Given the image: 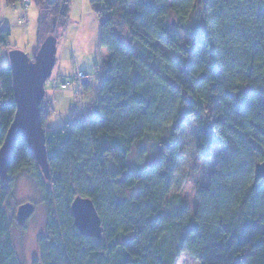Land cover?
Returning <instances> with one entry per match:
<instances>
[{
    "label": "trees",
    "instance_id": "trees-1",
    "mask_svg": "<svg viewBox=\"0 0 264 264\" xmlns=\"http://www.w3.org/2000/svg\"><path fill=\"white\" fill-rule=\"evenodd\" d=\"M38 40L57 36L71 0H33ZM99 22L98 92L90 117L47 128L46 180L23 141L0 180V264H19L5 211L19 173L42 195L45 233L34 264H264V0H90ZM133 4L134 9L129 5ZM0 21V57L10 42ZM84 94L89 85H85ZM0 145L15 115L10 70L0 69ZM195 149L215 156L193 213L168 201L179 159L178 134L189 117ZM163 135L158 159L128 169L132 145ZM76 196L92 201L102 238L75 228Z\"/></svg>",
    "mask_w": 264,
    "mask_h": 264
},
{
    "label": "rangeland",
    "instance_id": "rangeland-1",
    "mask_svg": "<svg viewBox=\"0 0 264 264\" xmlns=\"http://www.w3.org/2000/svg\"><path fill=\"white\" fill-rule=\"evenodd\" d=\"M200 2L201 0H196L197 4ZM73 3L75 5L74 10L70 12L66 25L57 31L56 63L44 86L45 96L42 99L41 109L48 115L46 119L47 128H58L68 121H71V119L79 120L91 116L85 100L82 102V105H80L79 102L74 99V95L71 92L69 93L59 89L61 82H69L74 75V73H72L74 65L73 55H71L72 49L73 51L75 50V55L80 59L87 45L84 42H86L87 38L89 40L92 38L94 39L96 37L95 35H97V31L98 36L95 40L100 49L98 42L100 34L99 23L95 13H93V15L97 23L96 27H94V29L89 27L88 31L82 30L81 33L78 34V27L76 24L72 23L71 18L72 16H76L79 6L77 0H71V5H73ZM28 7H30L28 15L26 16L28 24L25 25L26 27H23L26 29L27 35L25 39H23L26 45L21 44L23 48L15 49L23 53L25 52L30 59H33V51L40 43L37 34V20L40 12L33 0L25 9ZM90 8L92 9L91 5ZM129 8L134 9L135 7L131 4ZM20 19H22V17ZM10 45L9 42L7 46L8 49ZM8 49H5L0 57V69L8 67ZM95 71L96 69L85 74L93 76ZM98 84L99 80L93 76L90 84V97L97 94L99 89ZM1 93L2 91L0 89V95ZM197 134L198 127L196 126L195 118L194 116L189 117L183 126V130L178 134L180 150L179 159L174 171L173 187L167 197L168 201H174L177 197L183 204L188 205L190 213H193L198 206L197 190L207 186L209 183L208 180L214 168L215 156L219 152H228L227 148L217 146L213 148V156L209 161L205 162L201 160L197 154V149H195ZM162 137V134H150L137 140L129 151L130 153L127 157L128 169L125 174L130 170L139 169L144 164L149 165L152 161L158 159ZM16 180L14 190H12V194L6 201L5 211L8 218L11 219L13 245L15 246L16 257L18 258L19 264H34L39 258V245L37 243L38 239L45 233L47 212L45 211L44 202L42 201V195L39 190H37L36 183L30 175H28L27 172H21L18 174ZM23 203L33 204L34 213L24 225L19 226L15 221V212L19 205ZM176 264H198V262L194 261L187 253L183 252L178 257Z\"/></svg>",
    "mask_w": 264,
    "mask_h": 264
},
{
    "label": "water",
    "instance_id": "water-1",
    "mask_svg": "<svg viewBox=\"0 0 264 264\" xmlns=\"http://www.w3.org/2000/svg\"><path fill=\"white\" fill-rule=\"evenodd\" d=\"M56 43L57 37L46 36L35 47L33 59L17 49L8 52L15 115L0 145V180L3 182L7 179L11 157L18 141L26 144L43 177L50 179L41 104L45 96L44 86L56 63ZM254 179H264V160L254 166ZM70 211L75 228L81 235L101 240V220L90 199L76 196ZM15 213L16 224L22 226L34 213V205L23 203Z\"/></svg>",
    "mask_w": 264,
    "mask_h": 264
},
{
    "label": "crops",
    "instance_id": "crops-1",
    "mask_svg": "<svg viewBox=\"0 0 264 264\" xmlns=\"http://www.w3.org/2000/svg\"><path fill=\"white\" fill-rule=\"evenodd\" d=\"M32 0H30L31 3ZM78 1V10L76 12V16H72V23L76 24L78 27V34L81 33V31H88L89 27L94 29L96 27L97 23L96 20H94V9L90 8V0H77ZM22 0H0V21L2 22V25H4L6 28L10 30V46L9 51L15 48H23V45H26V42L23 40L25 39L26 35V29L23 27V24H20V18L23 15H28V11L30 10V7L27 9H24L22 7ZM76 2V1H75ZM29 3V5H30ZM28 5V6H29ZM74 3L70 6V12L74 10ZM92 7V5H91ZM93 10V12H92ZM72 14V13H71ZM78 18V19H77ZM99 23V22H98ZM97 31V29H96ZM97 35L93 39L86 40L87 45L85 46L83 53L81 54L80 59L77 58L75 55V50L73 51L71 55H73L74 59V65H73V72H83V73H90L94 69H96L97 63L99 60L106 59L109 56V53H107L104 49L98 48V43L95 39H97L98 31L96 32ZM21 44H23L21 46ZM3 53V52H2ZM1 53V55H2ZM75 71V72H74ZM91 87L89 85L88 91L86 94H84V100L86 102V106L88 108L89 103L93 100L92 96L90 97ZM81 120V119H79ZM46 123V121H45ZM47 127V123H46Z\"/></svg>",
    "mask_w": 264,
    "mask_h": 264
},
{
    "label": "built area",
    "instance_id": "built-area-1",
    "mask_svg": "<svg viewBox=\"0 0 264 264\" xmlns=\"http://www.w3.org/2000/svg\"><path fill=\"white\" fill-rule=\"evenodd\" d=\"M22 7L25 9L30 1L29 0H22ZM20 24H23L24 26L27 25V17L26 15L22 16V19H20ZM98 72L95 71L94 75L96 78H98ZM93 76H89L83 72H75L72 76L71 80L69 82H61L59 89L65 90L67 92H71L74 95V99L79 102L80 105H82V102L84 101V86L90 85L92 82Z\"/></svg>",
    "mask_w": 264,
    "mask_h": 264
}]
</instances>
